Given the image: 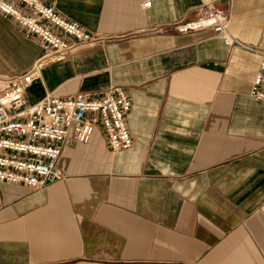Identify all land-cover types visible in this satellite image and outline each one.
I'll return each mask as SVG.
<instances>
[{
	"label": "crops",
	"instance_id": "1",
	"mask_svg": "<svg viewBox=\"0 0 264 264\" xmlns=\"http://www.w3.org/2000/svg\"><path fill=\"white\" fill-rule=\"evenodd\" d=\"M98 36L26 88L132 98L130 148L95 129L69 140L64 178L0 184V264H264V103L249 93L260 56L197 23L200 0H41ZM241 40L264 48V0H219ZM0 12V92L41 54Z\"/></svg>",
	"mask_w": 264,
	"mask_h": 264
},
{
	"label": "built area",
	"instance_id": "2",
	"mask_svg": "<svg viewBox=\"0 0 264 264\" xmlns=\"http://www.w3.org/2000/svg\"><path fill=\"white\" fill-rule=\"evenodd\" d=\"M217 1L200 0L197 23L210 28L229 49H244L260 56L249 93L264 103V48L234 36L229 29L232 19L215 7ZM150 4L145 0L142 5ZM0 12L15 20L28 35L37 37L42 49L27 70L8 78L7 87L0 92V184H23L40 190L61 180L65 174L59 159L64 144L69 140L86 143L95 129L105 134L112 149L130 148L133 138L126 115L132 98L120 86L101 97L47 93L36 102L26 99V88L41 76L44 67L101 38L41 0H0Z\"/></svg>",
	"mask_w": 264,
	"mask_h": 264
}]
</instances>
